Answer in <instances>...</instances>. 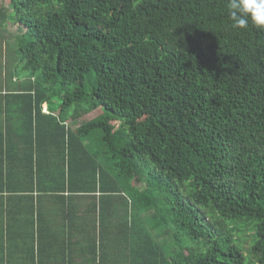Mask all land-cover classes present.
Here are the masks:
<instances>
[{"label":"trees","instance_id":"obj_1","mask_svg":"<svg viewBox=\"0 0 264 264\" xmlns=\"http://www.w3.org/2000/svg\"><path fill=\"white\" fill-rule=\"evenodd\" d=\"M9 7L22 93L62 131L16 188L145 206L150 264H264V29L231 27L225 0Z\"/></svg>","mask_w":264,"mask_h":264},{"label":"crops","instance_id":"obj_2","mask_svg":"<svg viewBox=\"0 0 264 264\" xmlns=\"http://www.w3.org/2000/svg\"><path fill=\"white\" fill-rule=\"evenodd\" d=\"M10 15L9 0H0V179L15 185L0 192V264H150L149 242L141 236L151 225L145 206L134 216L140 208L114 193L16 188L31 168L35 175L37 160L44 167L55 158L62 131L46 118L48 104L22 93L21 27ZM132 224L140 237L129 233Z\"/></svg>","mask_w":264,"mask_h":264},{"label":"clouds","instance_id":"obj_3","mask_svg":"<svg viewBox=\"0 0 264 264\" xmlns=\"http://www.w3.org/2000/svg\"><path fill=\"white\" fill-rule=\"evenodd\" d=\"M231 27L246 28L249 23L264 29V0H225Z\"/></svg>","mask_w":264,"mask_h":264},{"label":"rangeland","instance_id":"obj_4","mask_svg":"<svg viewBox=\"0 0 264 264\" xmlns=\"http://www.w3.org/2000/svg\"><path fill=\"white\" fill-rule=\"evenodd\" d=\"M5 5H8V1L6 2ZM9 20H11V19H9ZM9 20H8V22H9ZM9 56H10V54H9ZM99 114H100L99 111H94V112L88 114L87 116L81 118L80 123L78 122V123L76 124V126H79L80 124H85V123H87V122H89V121L95 119ZM138 187H139V189H142V188H143L142 185H138ZM138 207H139V206H138ZM248 232H249V231H248ZM246 236H248V235H245V236L239 237V240H244V241H245V243H244V251H245L246 253H248V250L250 249V245H251V241H252V239H251V238H246Z\"/></svg>","mask_w":264,"mask_h":264}]
</instances>
